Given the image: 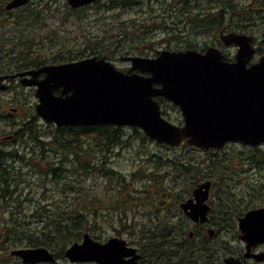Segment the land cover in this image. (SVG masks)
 <instances>
[{"label":"trees","instance_id":"trees-1","mask_svg":"<svg viewBox=\"0 0 264 264\" xmlns=\"http://www.w3.org/2000/svg\"><path fill=\"white\" fill-rule=\"evenodd\" d=\"M9 1L0 0V76L40 68L46 64L80 60L91 55L113 56L115 51L116 56L118 54H145L146 49L154 46L155 41H149L156 36L154 33L149 34V31L144 27L140 33H136L134 30L133 38L130 39L138 46L142 44L138 49L129 48L127 46L128 39H124L122 33L115 34L119 37L118 44H112L103 51L93 49L92 53L87 54L86 49L81 47L83 43H91L93 42L91 40H95L90 39L91 36L84 33L86 28L94 30L93 24L87 23L83 19L86 9L93 5H100L113 10L111 14L114 15L118 14L115 12L119 9H130V6L138 0H99L78 9L70 7L66 0H30L26 5L17 7L18 10L16 8L7 9L6 5ZM180 1L181 4L178 7L180 17H183L185 23L189 22L191 31L197 34L219 29L223 26L222 24L225 26L227 22L230 23L232 16L236 17L237 15L234 13L237 6L231 4L230 0L221 1L222 9L220 12L213 13H210L209 10L214 8L212 3L215 4L217 1ZM196 8L204 9L207 13L206 20H198L197 27L194 28L195 24H192L191 20L196 17L194 14L196 11H193ZM245 12L243 10L238 14L243 15ZM153 22H160L153 25L154 29H159L161 26L164 27L167 20L164 16L161 21L153 16L152 24ZM240 22V20L235 21L237 25H240ZM242 22H248V20L245 18ZM69 26L78 34L81 33L79 37H82V41L80 46H76L77 49L72 47L74 42L69 37L72 34ZM131 28L132 26H128L127 23H122L118 29L119 32L121 30L125 33L127 29ZM133 28L136 29L137 25H133ZM157 100L161 103L162 114L165 116H169L167 107L170 105L180 111L178 106L165 98L159 97ZM39 117L33 113L19 125H16L15 122L13 130L0 126L1 133L14 132L11 139L14 142L21 139L23 147L28 143L35 145L37 151L32 153L35 152L38 156V161L32 162L28 159L24 148L9 149L0 146V212L3 214L0 219V264H24L20 257L11 255V251L20 247L41 246L51 249L57 259L53 263L40 264H68L65 250L74 242L80 241L84 233L93 231L88 214L95 212L102 205L100 199L91 200L89 195L84 194L85 191L81 190L83 189L81 186L91 175H105L119 183L121 188L119 189L118 202H112L113 206H121L137 199L135 196L132 197L131 184L125 181L126 176L111 166L106 167L103 158L105 154H111L114 148L125 142L126 144L131 143L133 138H149L141 128L130 127L133 132H129L126 136L127 126L77 124L60 127L55 125V129L45 135V131H42L38 122ZM168 119L174 123L183 124L182 117H178L177 122L171 117ZM254 150L255 152H251L246 159L251 160L260 176L264 178V151L259 147H255ZM197 151L199 150L197 149ZM50 153H53L58 159L50 157ZM231 158L232 156L225 160ZM193 159L198 160L194 156H184L183 158L170 159L168 164L172 166L170 168L174 169L194 167L196 165ZM162 165L163 163L159 161L157 167ZM208 167L212 171L208 175L214 174V176L222 178L227 175L224 170L225 165L215 164L208 165ZM174 173L177 174L176 180H167L166 182L153 180L152 182L160 183L167 190V187L169 188L173 182L176 183L179 177L188 175L183 171L177 172V170ZM33 174H39L45 182L42 188L34 191L37 194L35 197H29L27 195L30 190L26 187L30 183H32L31 188L36 184L38 186L42 184V181L32 179ZM134 176L136 177V175ZM144 176L156 177V174L143 173L142 177ZM230 181H233L235 186L240 184L248 186V191L244 194L237 193L229 183ZM48 182H53L50 183L54 185L52 189L47 186ZM225 183V186L222 181L217 183L224 192L221 197V205L225 216H234L237 212L242 214L246 210L263 205L264 179L259 183L257 180L253 182L245 177L240 180L231 177L229 180H225ZM61 184L70 188L73 194L80 195L74 199L70 198L68 201H58L52 194L62 192L59 189ZM50 196L53 197L52 201ZM25 200L33 201L35 208L30 212L26 209ZM29 213L32 215L30 216ZM228 223L225 224L234 226L232 221ZM97 237L99 238V236ZM146 240L150 243L146 249L147 256L151 259L156 252L155 246H153V236H148ZM60 260H64V262L60 263Z\"/></svg>","mask_w":264,"mask_h":264},{"label":"water","instance_id":"water-1","mask_svg":"<svg viewBox=\"0 0 264 264\" xmlns=\"http://www.w3.org/2000/svg\"><path fill=\"white\" fill-rule=\"evenodd\" d=\"M29 1L10 0L6 8ZM66 1L77 9L98 0ZM221 38L227 45L240 46L236 61H229L222 50L213 46L204 53L163 50L156 57H123L132 63L124 72L105 57L95 55L5 75L1 77L0 90L8 88L5 81L15 78L23 85L35 86L37 115L60 127L137 126L170 146L188 144L204 150L224 149L233 141L264 144V57L249 65L254 50L246 34L229 32ZM159 97L179 106L182 125L162 114ZM210 188L211 181H207L196 192H204L202 202L208 198ZM239 228L248 249L264 243V206L241 216ZM134 252L125 239L111 237L101 242L87 232L81 241L66 249L65 256L75 263L137 264L136 257L124 260L125 255L132 256ZM247 254L264 260V254ZM11 255L20 257L24 264L53 263L57 259L45 246L15 248ZM226 260L227 264L237 262L234 258Z\"/></svg>","mask_w":264,"mask_h":264},{"label":"rangeland","instance_id":"rangeland-1","mask_svg":"<svg viewBox=\"0 0 264 264\" xmlns=\"http://www.w3.org/2000/svg\"><path fill=\"white\" fill-rule=\"evenodd\" d=\"M213 1L221 2L223 0ZM230 1L231 4L237 6L234 9V13L238 14L243 10L246 12L241 15L242 17L240 18V25H237L235 21H231L230 23L227 22L224 26V31L229 33L232 31L243 30L255 33L257 45L259 48H262L264 46V23H261V21H254L251 15L248 14L251 10L250 4L252 3V0ZM259 1L260 5L262 6L264 0ZM180 4V0H138V2H135L132 6H130V9L123 10L118 8L119 10L115 12L118 14L114 15L111 14L113 13L111 12L113 10H109L100 5H93L84 11L83 19H85L87 23L93 24L94 30H92L93 28H86L84 33L90 35V39L95 40H91L93 41L91 43H83L81 47L86 49L87 54L92 53L91 51L93 49L103 51L112 44H118L119 37L115 36V34L122 33L123 38L128 39L127 46H129L131 49H138L142 44L138 46L136 42H133L130 39L133 38L134 30L136 33H140L144 27L149 31V34L154 33L156 38H151L149 41H155L153 47L146 49L144 51L145 54L137 53V55L147 56L154 50H161L163 48L184 50L186 45H191L194 43L203 44L206 41L213 42L214 39H210V35H212V33L197 34L193 32L194 34H191L192 28L189 27V22L185 23L183 17H180L178 13V7H180ZM212 6L214 7L215 4L212 3ZM16 9L18 10L19 8ZM153 16L160 21L164 16L166 17L167 23L163 25L164 27L161 26L159 29H154L153 25L160 22H153L152 24ZM247 17L252 19V21L242 22ZM122 23H127V25L132 26V28L127 29L125 33L121 30L119 32L118 28ZM254 23H258L259 25L255 26ZM133 25H137V28L134 29ZM70 31H72V34H70L69 37L74 42L72 47L77 49L76 46H80L82 41V37H79L81 33L78 34L72 28ZM86 39H88V37H86ZM158 41L160 43H158ZM218 45L225 46L229 49L228 46L225 44H220V42H218ZM230 51L232 53L235 52L234 49H230ZM127 55L128 54H118L116 56V51L114 52L113 56H107L103 54L107 60L113 62L120 70L124 71H127L131 67V63L129 61L122 60V56ZM4 83L8 86V88L5 90H0V126L7 128L8 130H13V123L16 122V125H19V123H21L23 120L29 118L31 114H37L36 104L38 102V97L35 93V86L23 85L19 79H10ZM14 108L17 110L13 111ZM167 109L169 111V116H166L167 118L171 117L172 120L177 122L176 119L178 117H182L181 112L178 109H175L173 106L170 105L167 107ZM38 122L42 131H45V135L52 132L56 127L55 124L48 123L41 117L38 118ZM1 132L2 131L0 130V146L9 149L24 148L28 159H30L32 162L38 161V156H36V153H32L33 151H37V147L35 145L28 143V145L23 147L21 139L17 140L16 142H14L13 139H6V137L14 134V132ZM129 132L133 131L132 128L127 126L126 136H128ZM259 148L264 151L263 145ZM189 149L190 148H186L184 146H165L163 144H159L155 140H151L149 138L143 139L140 137L138 139L133 138L131 143L126 144L125 142L123 145L114 148L111 154H105L103 158V160H105L104 165L106 167L111 166L114 170L126 176L125 181L131 184L130 189L133 193L132 197L135 196L137 199L131 203H125L121 206H113L112 202H118L117 199L119 198V189L121 188L119 183L109 179L105 175H91L83 183L81 186L83 189L81 190H84V194H88L91 200L95 198L100 199L102 205L95 212L93 211L92 213L88 214V217L90 218V221L93 225V231H91L90 234L98 235L101 238L100 240H107L114 236L125 238L127 240H133L135 235L132 234L129 228L125 227L126 224L127 226L135 224L134 230L139 231L142 226L148 224V222H145V218L148 216V211L150 213L157 214L154 204L142 205L140 202L143 200H138L143 196L152 195V193L149 194V190L147 189V185L150 184V180L149 178L142 177V174L144 172H152L154 170L157 171L158 168L172 167L168 164L170 159L183 158L184 156H195V158L200 159L199 165L202 168H207V165L211 163V161H215L217 165H225L224 170L226 171L227 175L224 178L220 176H215V179L213 178L215 181L220 179L219 181L223 182V186L226 184L225 180H229L231 177H233L235 180H240L242 177H245L246 179L247 176H250V178H252L250 181L255 182L257 180L259 183H261L264 179L260 176V173L257 171L251 160L246 159L251 152H255L254 148H251L250 146L242 145V143L239 142H230L228 147L222 150L197 151V149ZM230 156H234L233 158L235 160H224ZM50 157L54 158L55 156L53 153H50ZM54 159L58 158L55 157ZM159 161H161L163 165L157 167ZM247 167L249 170L244 171ZM235 168H238L243 172L239 170L234 171L233 169ZM30 173L31 172L29 169V174ZM134 175H136V177ZM32 179H35L36 181L40 180L42 181V184L40 186L37 184L34 185L33 188L35 189H33L31 188L32 183H30L29 186L26 187L30 190L29 195H27L29 197H35L37 194L34 191L38 188H42L45 182L39 174H33ZM50 183L53 182H48L47 186L52 189L54 185ZM229 183L232 185L234 191L239 194H244L248 191V186L246 185L240 184L239 186H235L233 181H230ZM59 189L62 191L61 193L55 192V194H52L58 201H68L70 198L74 199L80 195L75 193L73 194L70 188L65 187V185L62 184L59 185ZM215 190H218V187H216ZM178 191L183 192L180 188H178ZM175 197L176 196H173L169 199H175ZM151 198L152 196L149 199ZM50 199L52 201L53 197L50 196ZM24 204L27 205L26 209H28L29 212L35 208L33 201L31 200H25ZM174 209L175 208L173 207V210ZM29 215L31 216L32 214L29 213ZM2 217L3 214L0 212V219ZM34 223H36V221H34ZM232 236L233 238H231ZM230 238L233 241L235 236L230 234ZM63 262L64 260H60V263ZM67 262L68 264H94L93 262L74 263L68 260Z\"/></svg>","mask_w":264,"mask_h":264},{"label":"flooded vegetation","instance_id":"flooded-vegetation-1","mask_svg":"<svg viewBox=\"0 0 264 264\" xmlns=\"http://www.w3.org/2000/svg\"><path fill=\"white\" fill-rule=\"evenodd\" d=\"M222 4L223 3L217 1L214 6L215 9L211 8L209 10L210 13L215 11L220 12ZM250 7L251 10L248 14L251 15L253 20L264 23V3L261 6L259 0H252ZM193 11H196L194 12L196 17H194L191 22L192 24H195L194 28H196L198 20H206L207 11H204V9L198 10L197 8ZM236 17L232 16L231 20H240L242 16L237 14ZM246 19L248 22L252 21L250 18ZM222 25L223 26L221 28L208 32V34L212 33V35H210V39H214L213 42L206 41L203 44L194 43L192 45H186L184 50L192 49L199 52H206L210 46H213L220 48L229 61H236L237 52L240 46L237 44L226 45L224 43L221 36L228 32L224 31V24ZM254 25L256 26L259 24L254 23ZM232 32L246 34L251 38L254 53L249 64L257 63L264 57V46L259 48L256 42L255 33L243 30ZM191 34L194 33L191 32ZM218 42H220V44H225L229 47V49L225 46L218 45ZM158 43L160 42L158 41ZM230 49L235 50V55L230 51ZM163 50L179 51L180 49H156L148 54L147 57H156ZM3 76L4 75L0 76V78ZM228 145L229 143L226 147H228ZM242 145L249 146L245 143H242ZM260 146L262 145H257V147ZM184 147L190 148L189 150L196 149L195 147L187 145ZM255 147L256 145L251 148L255 149ZM197 149L201 150L199 148ZM207 150L215 151V148ZM233 157L234 156H232L231 159H234ZM193 160L196 165L194 167L181 169L158 168L157 171L154 170L152 172H144L145 174H156V177L144 176L150 180V184L147 185V189L149 190V194L152 193V198L149 199L151 196H143L138 200H143L140 202L142 205L154 204L157 214H153L148 211V216L145 218V222H148V224L142 226L139 231L134 230L135 224L125 226L130 229L132 234L135 235V238L133 240H127L125 238L122 239L127 241L128 248H135V252L132 256L125 255L124 260L128 262L136 257L137 264H227L226 259L234 258L237 260L235 264H264V260H259L256 256L247 254L248 252L251 254H264V243H258L255 246H252L251 249H248V244L240 238L241 230L239 228V218L248 210L242 214L237 212L234 216H225V212L222 209L223 206L221 205V197L224 192H222L217 185L220 179L215 181L214 174L208 175L212 172L208 165H215L216 162L210 160L211 163L207 165V168H202L199 165V158L198 160ZM175 170H177V172L183 171L184 174L188 175L185 177H179V180L176 183L173 182L170 184L169 188L167 187V190H165V187L160 183L156 184L152 182L153 180H157L159 182L162 180L165 182L167 180H176L175 176L177 174L174 173ZM233 170L237 171L239 169L235 168ZM247 170H249L248 167L244 171ZM248 178L252 179L250 176L246 177V179ZM207 181H211V188L208 198L202 202L204 192L201 191V193L198 194H196V192L202 190V185ZM216 187H218V190H215ZM178 188H180L183 192H179ZM170 195L171 197L176 196L175 199H169L171 198ZM204 205L206 206L205 211ZM262 206L264 205L259 207ZM173 207L175 208L174 210ZM230 221L234 223V226L225 224ZM230 234L235 236L233 241L231 240L233 236L230 238ZM150 235L153 236V246H155L156 250L155 255L152 256L151 259L148 258L146 249V246H149L150 244L146 238ZM91 236L101 242H106L108 240H100L101 238H98V235L96 234H91ZM127 251L129 252V250ZM93 263L100 264L97 262Z\"/></svg>","mask_w":264,"mask_h":264},{"label":"bare ground","instance_id":"bare-ground-1","mask_svg":"<svg viewBox=\"0 0 264 264\" xmlns=\"http://www.w3.org/2000/svg\"><path fill=\"white\" fill-rule=\"evenodd\" d=\"M172 241V240H171ZM165 242V241H164ZM66 251V250H65Z\"/></svg>","mask_w":264,"mask_h":264}]
</instances>
